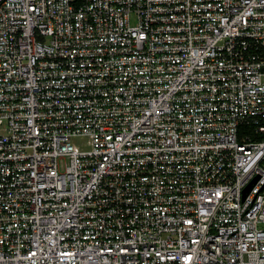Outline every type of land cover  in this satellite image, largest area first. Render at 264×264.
Wrapping results in <instances>:
<instances>
[{
	"label": "built area",
	"instance_id": "built-area-1",
	"mask_svg": "<svg viewBox=\"0 0 264 264\" xmlns=\"http://www.w3.org/2000/svg\"><path fill=\"white\" fill-rule=\"evenodd\" d=\"M0 264H264V0H0Z\"/></svg>",
	"mask_w": 264,
	"mask_h": 264
},
{
	"label": "water",
	"instance_id": "water-1",
	"mask_svg": "<svg viewBox=\"0 0 264 264\" xmlns=\"http://www.w3.org/2000/svg\"><path fill=\"white\" fill-rule=\"evenodd\" d=\"M258 179H256L245 191V197L247 194H249L252 190L253 185L257 182Z\"/></svg>",
	"mask_w": 264,
	"mask_h": 264
},
{
	"label": "rangeland",
	"instance_id": "rangeland-1",
	"mask_svg": "<svg viewBox=\"0 0 264 264\" xmlns=\"http://www.w3.org/2000/svg\"><path fill=\"white\" fill-rule=\"evenodd\" d=\"M75 143H77L78 145H84V146H86L85 144H86V141H75Z\"/></svg>",
	"mask_w": 264,
	"mask_h": 264
}]
</instances>
